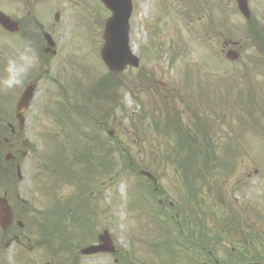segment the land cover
Wrapping results in <instances>:
<instances>
[{
  "label": "rangeland",
  "instance_id": "rangeland-1",
  "mask_svg": "<svg viewBox=\"0 0 264 264\" xmlns=\"http://www.w3.org/2000/svg\"><path fill=\"white\" fill-rule=\"evenodd\" d=\"M33 1L0 0V10L22 20L55 0ZM78 1L68 15L83 12L72 28L67 18L49 63L58 87L42 77L19 135L30 143L20 160L23 208L55 213L27 208L19 220L33 248L13 244L1 255V241L0 264H264V0H247L249 20L236 0H133L130 44L140 63L121 73L100 63L109 13ZM20 43L0 31V72ZM225 43L237 61L224 59ZM19 95L0 91L1 121L14 117ZM190 147L198 151L187 159ZM139 170L153 174L156 191ZM71 224L78 235L54 257L40 238L52 226L72 235ZM104 233L114 253L80 255Z\"/></svg>",
  "mask_w": 264,
  "mask_h": 264
},
{
  "label": "water",
  "instance_id": "water-1",
  "mask_svg": "<svg viewBox=\"0 0 264 264\" xmlns=\"http://www.w3.org/2000/svg\"><path fill=\"white\" fill-rule=\"evenodd\" d=\"M104 3L106 8L108 10H111L113 13V16L110 18V20L107 22L106 29H105V46L101 51V56L103 58V61L105 65L109 68L111 72H121L126 65L128 66H136V63L133 64L132 57L127 52V34H125L126 29L125 26L121 25L120 19L115 17L116 10L120 13H122L123 17L126 18V1L128 0H100ZM238 7L243 12V14L247 17L248 12L247 8L245 6L244 0H238ZM2 21V18L0 17V23ZM227 57L229 59H233L236 57L234 54H228ZM31 89L27 88L26 91H24V94L18 101L17 105V118L22 120V111L25 109V107L28 105L29 98L31 96ZM20 127L21 122L19 123ZM140 174L148 177L149 179H152L151 175L140 172ZM1 206H0V220H3L5 223V226L8 225L9 220L11 218V212H9V209L7 207V203L4 200H0ZM101 240L105 241V239L101 238ZM100 251H108L106 245H102L98 247H89L88 249L83 251V254L89 255L93 253H99Z\"/></svg>",
  "mask_w": 264,
  "mask_h": 264
},
{
  "label": "clouds",
  "instance_id": "clouds-1",
  "mask_svg": "<svg viewBox=\"0 0 264 264\" xmlns=\"http://www.w3.org/2000/svg\"><path fill=\"white\" fill-rule=\"evenodd\" d=\"M10 47L12 53L6 56L0 72V91L22 88L40 60L39 52L30 40H23L19 45L12 44Z\"/></svg>",
  "mask_w": 264,
  "mask_h": 264
},
{
  "label": "flooded vegetation",
  "instance_id": "flooded-vegetation-1",
  "mask_svg": "<svg viewBox=\"0 0 264 264\" xmlns=\"http://www.w3.org/2000/svg\"><path fill=\"white\" fill-rule=\"evenodd\" d=\"M34 26L36 27V29H35ZM34 26L33 27L32 26H28L30 28V30H28L27 33H26L27 38H29V40L33 42L34 46L37 48V50L39 52L40 57H41V53H42L43 50L48 52L50 55H53L54 54L53 50H49L46 47H43L44 44H47V39L49 38V36L52 35V33H51V27L52 26L47 22L46 26L43 27L38 21H36L34 23ZM33 73H35V72H33ZM11 135H13V136L16 135V132L11 134ZM8 143L9 142H7L6 144H8ZM6 147H8L9 150L15 149L17 155L20 152V150L18 149V141L16 142V144H8ZM1 151H4V150H1ZM1 154H3V153H1ZM12 173H13V169H10L9 172H8V171H5V170L1 169V165H0V183H1L0 195H4V193H6V195H7L6 199H7L8 202H10L12 194L9 191L7 192V191L3 190L4 184H5L4 175L5 174H9L10 175ZM15 199L17 201H19V195H15ZM20 202H21V204H24V201H20ZM13 204L14 203L10 204V206L12 205L11 208H13ZM14 206L16 207V205H14ZM19 209L22 212L21 216L22 215L23 216L27 215L26 214L27 211H25L24 208H20L19 207ZM15 210H16V208H15ZM17 215L18 214L16 213V216ZM14 217H15V212H14ZM12 222L14 223L15 221H12ZM26 233L21 234V236L13 235L12 237L14 239H16L17 241H19L20 244L22 243V244H26V245L27 244L28 245H32L31 244V240H32L31 233H28V234H26ZM2 239H6L5 230L2 231ZM35 243L39 244L38 242H35ZM44 243L47 244L46 242H44Z\"/></svg>",
  "mask_w": 264,
  "mask_h": 264
}]
</instances>
